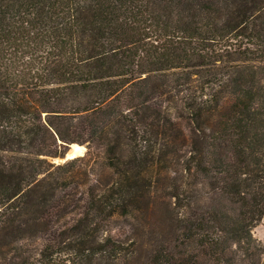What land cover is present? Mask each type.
Here are the masks:
<instances>
[{"label":"trees","instance_id":"16d2710c","mask_svg":"<svg viewBox=\"0 0 264 264\" xmlns=\"http://www.w3.org/2000/svg\"><path fill=\"white\" fill-rule=\"evenodd\" d=\"M262 218L264 0H0V264H264Z\"/></svg>","mask_w":264,"mask_h":264},{"label":"rangeland","instance_id":"374dc122","mask_svg":"<svg viewBox=\"0 0 264 264\" xmlns=\"http://www.w3.org/2000/svg\"><path fill=\"white\" fill-rule=\"evenodd\" d=\"M85 146V145H84ZM86 153V146L84 147V150L80 152L79 154H85ZM54 161H62L61 158L53 159ZM120 221H125L124 219H120ZM253 234L254 236L259 239L262 244H264V218H262L253 228Z\"/></svg>","mask_w":264,"mask_h":264},{"label":"water","instance_id":"95a60500","mask_svg":"<svg viewBox=\"0 0 264 264\" xmlns=\"http://www.w3.org/2000/svg\"><path fill=\"white\" fill-rule=\"evenodd\" d=\"M74 144H78V143H69L68 144V149L66 150L65 155L63 157H60L62 159V161L66 160L68 158H73V157H76L79 155H83V154H79L78 152L75 151V149L73 147ZM78 145H81V144H78Z\"/></svg>","mask_w":264,"mask_h":264},{"label":"bare ground","instance_id":"6f19581e","mask_svg":"<svg viewBox=\"0 0 264 264\" xmlns=\"http://www.w3.org/2000/svg\"><path fill=\"white\" fill-rule=\"evenodd\" d=\"M74 149L76 152L80 153L84 150V146L83 145H78V144H74L73 145Z\"/></svg>","mask_w":264,"mask_h":264}]
</instances>
